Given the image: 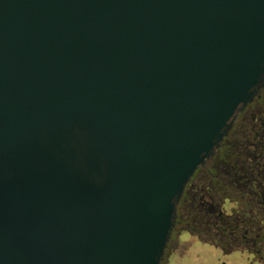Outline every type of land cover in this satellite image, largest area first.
Segmentation results:
<instances>
[{
  "label": "water",
  "instance_id": "obj_1",
  "mask_svg": "<svg viewBox=\"0 0 264 264\" xmlns=\"http://www.w3.org/2000/svg\"><path fill=\"white\" fill-rule=\"evenodd\" d=\"M263 86L264 0H0V168L43 209L22 236L0 222V264H160ZM74 127L84 176L58 156Z\"/></svg>",
  "mask_w": 264,
  "mask_h": 264
},
{
  "label": "flooded vegetation",
  "instance_id": "obj_2",
  "mask_svg": "<svg viewBox=\"0 0 264 264\" xmlns=\"http://www.w3.org/2000/svg\"><path fill=\"white\" fill-rule=\"evenodd\" d=\"M87 151L84 132L74 127L58 156L84 176ZM215 170L245 183L232 193L219 181L213 184ZM93 178L99 181L97 172ZM32 194L18 171L1 166L0 222L15 236L31 231L43 216ZM160 264H264V86L187 185Z\"/></svg>",
  "mask_w": 264,
  "mask_h": 264
},
{
  "label": "trees",
  "instance_id": "obj_3",
  "mask_svg": "<svg viewBox=\"0 0 264 264\" xmlns=\"http://www.w3.org/2000/svg\"><path fill=\"white\" fill-rule=\"evenodd\" d=\"M215 172H216L215 173V177H212V180H211L213 182V184H215L217 181H219L220 184L222 183V184H224L226 186L225 188H228V191H231L232 192L231 189H239V188H237V187H239L238 185L241 184V186H242V184L245 183V182H243L241 180H238V182H236L235 181L236 179H234L232 177H228L227 175H225L224 173H221L219 171H216L215 170ZM228 180L232 182V184H233V187L232 188H230L229 187V184H227L228 183Z\"/></svg>",
  "mask_w": 264,
  "mask_h": 264
}]
</instances>
